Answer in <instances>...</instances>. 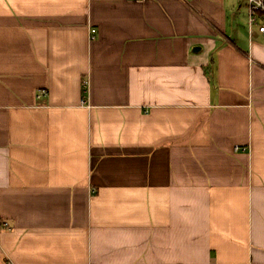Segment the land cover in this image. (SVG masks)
Listing matches in <instances>:
<instances>
[{
  "label": "crops",
  "instance_id": "obj_1",
  "mask_svg": "<svg viewBox=\"0 0 264 264\" xmlns=\"http://www.w3.org/2000/svg\"><path fill=\"white\" fill-rule=\"evenodd\" d=\"M0 264H264L248 7L0 0Z\"/></svg>",
  "mask_w": 264,
  "mask_h": 264
},
{
  "label": "built area",
  "instance_id": "obj_2",
  "mask_svg": "<svg viewBox=\"0 0 264 264\" xmlns=\"http://www.w3.org/2000/svg\"><path fill=\"white\" fill-rule=\"evenodd\" d=\"M141 2L144 0H134ZM248 5V26L250 34L256 27L259 33L264 34V0H245ZM247 147L241 148L236 145L235 150H246Z\"/></svg>",
  "mask_w": 264,
  "mask_h": 264
},
{
  "label": "rangeland",
  "instance_id": "obj_3",
  "mask_svg": "<svg viewBox=\"0 0 264 264\" xmlns=\"http://www.w3.org/2000/svg\"><path fill=\"white\" fill-rule=\"evenodd\" d=\"M240 5H241V7H242L243 9H245V10H246V8L248 7L247 2H246L245 0H240Z\"/></svg>",
  "mask_w": 264,
  "mask_h": 264
}]
</instances>
